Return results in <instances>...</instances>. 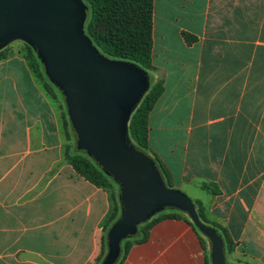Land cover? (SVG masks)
I'll return each instance as SVG.
<instances>
[{
    "label": "crops",
    "instance_id": "0c3cea01",
    "mask_svg": "<svg viewBox=\"0 0 264 264\" xmlns=\"http://www.w3.org/2000/svg\"><path fill=\"white\" fill-rule=\"evenodd\" d=\"M160 13L172 15L189 55L176 85L157 41L158 31L166 36ZM154 22L153 61L165 92L149 117L150 147L175 188L228 229L234 246L227 257L264 264V0H155ZM183 32L197 42L187 45ZM205 79L219 86L225 109L212 120L180 105L179 96L205 98ZM28 103L36 106L34 98ZM38 112H14L0 141V264H97L109 193L74 171L47 124L35 141ZM205 181L221 194L203 189ZM177 214L182 219L158 221L121 264H207L197 227Z\"/></svg>",
    "mask_w": 264,
    "mask_h": 264
},
{
    "label": "water",
    "instance_id": "95a60500",
    "mask_svg": "<svg viewBox=\"0 0 264 264\" xmlns=\"http://www.w3.org/2000/svg\"><path fill=\"white\" fill-rule=\"evenodd\" d=\"M86 18L79 0H0V44L21 34L41 51L51 78L67 93L81 148L122 183L123 216L109 232L103 264H116L122 241L166 208L187 213L213 242V264H227L222 237L201 221L195 203L168 187L154 163L125 138V120L147 90L146 77L99 55L82 31Z\"/></svg>",
    "mask_w": 264,
    "mask_h": 264
},
{
    "label": "trees",
    "instance_id": "16d2710c",
    "mask_svg": "<svg viewBox=\"0 0 264 264\" xmlns=\"http://www.w3.org/2000/svg\"><path fill=\"white\" fill-rule=\"evenodd\" d=\"M79 1L87 8L85 36L99 55L110 61L132 65L146 74L158 71L153 61L155 0ZM182 36L185 43L189 46L197 42V39L187 32H183ZM32 66L36 77L45 83L49 92H52V87H50L44 75L42 64L38 58H32ZM164 92V79L152 85L132 113L127 130V140L132 147L150 156L167 186L175 188L170 169L152 150L149 144V117ZM65 126L68 128L70 126L69 122H66ZM65 159L80 177L107 191L110 196L111 212L103 225V250L97 260L98 263L104 255L105 234L119 219L121 213L119 191L110 175L98 165L91 155L82 152L72 153L68 146L65 151ZM201 186L214 195L221 194L219 187L215 183L205 181L202 182ZM194 203L201 221L217 229L224 241L225 251L227 254L232 252L234 242L228 229L216 219L211 220L209 218L210 216L202 202L194 201ZM163 218L182 219V216L177 213L166 214L143 225L139 229L138 235L128 240L123 247L121 258L117 264L122 263L133 244L146 242L150 229ZM190 223L194 225L192 221Z\"/></svg>",
    "mask_w": 264,
    "mask_h": 264
},
{
    "label": "rangeland",
    "instance_id": "374dc122",
    "mask_svg": "<svg viewBox=\"0 0 264 264\" xmlns=\"http://www.w3.org/2000/svg\"><path fill=\"white\" fill-rule=\"evenodd\" d=\"M161 15L162 13H160L159 16L162 17V19H164L162 20V24H163L162 30L164 31L166 36L165 38L160 37V33L158 31L157 41L159 42L161 49L164 50L162 56L164 55V57L170 59L169 60L170 63L167 65V67L171 72L172 82L173 84L176 85L179 79V75H183V73L187 74L186 69L188 67L186 68V66H183L182 63L183 61H186L188 59L189 55H187L183 50V44L180 41V38L177 34V25L175 24L172 15L170 17L166 13L165 15L162 16ZM82 31L85 35V23L83 25ZM33 57L38 58L39 62L42 64L44 75L47 78L50 87H52V92H49L45 83L40 78L36 77L32 66ZM160 60L161 58H158V62H160ZM115 63L129 65L121 62H115ZM144 74L148 85L145 94L149 91V89L152 87L153 84H155L159 80L164 79V72L162 70H158L150 74L149 73L148 74L144 73ZM203 83L205 84L203 86V89L207 90L205 93H208L205 96V98L195 101L192 98L189 99V97L185 99V95L179 96L181 100L180 105L183 108H186L188 111L198 110L204 113L203 116L205 120L208 119L212 120L216 118L217 114L223 113L225 111V109L222 108L223 107L221 101L222 92L218 91L219 86H216L215 88L213 87L212 80L205 79L203 80ZM30 87L32 90L30 89ZM183 90H184V94L188 93L186 88H184ZM145 94L143 95V97L145 96ZM143 97L137 103V106L139 105ZM29 98H34V101H36V106H34V104L31 103L29 107V103H28ZM26 109H34L35 111H39L38 112L39 118H37L38 120H34L36 124L34 126L35 130L33 133L35 141L39 140L41 137V130L39 126L40 127L42 125L46 126L47 124L50 128H52L51 129L52 132H56L55 134L56 136L59 137L60 143H63L64 152L69 146L72 153L82 152L91 155V153L88 150L83 149L80 146L79 135L76 129L74 128L73 124L71 123L69 116L67 93L61 85H59L51 78L50 74L48 73L46 62L44 60L41 51L25 36L21 34H13L0 44V141L3 140V135H7L8 131L11 128V127L9 128L8 126H11L10 122L14 120L12 118L14 112L22 114L23 112L26 113ZM132 113L128 114L125 120L124 136L126 139H128L127 130L129 128V123ZM26 119L30 123V119L29 118ZM66 122H69L70 124L68 128L65 126ZM51 131L50 133H52ZM146 156L156 166L153 159L148 155ZM110 177L112 178V181L118 188L119 199L121 204L122 183L118 181L116 178L112 177L111 175ZM199 184L202 185V183ZM185 194L187 195V193ZM187 196L194 202L193 197H190L189 195ZM166 210L168 211L166 212V214H173L178 212L185 213L175 208H166L154 214L149 221L154 220L163 215H166V214H162ZM185 214L189 217L187 213ZM122 216H123V207L121 204V213L119 219L110 227V229L105 234L106 241L104 247L105 248L104 255L101 257L102 258L101 261H99L97 264H103L104 261L106 260L109 253V245H108L109 232L121 220ZM209 218L211 220L213 219L211 217ZM146 223L140 224L138 226V232L139 229ZM207 225L214 228L212 225L209 224ZM215 230L217 231V229ZM198 231L203 240V247L206 253L207 264H213V242L211 241L210 237L207 236L205 233L201 232L199 229ZM217 233L219 234L218 231ZM135 236H129L122 241L120 258L122 255V249L125 246V244L128 242V240H130ZM225 257L227 264H234V260L230 257H227L226 251H225ZM120 258L118 259V261L120 260Z\"/></svg>",
    "mask_w": 264,
    "mask_h": 264
}]
</instances>
